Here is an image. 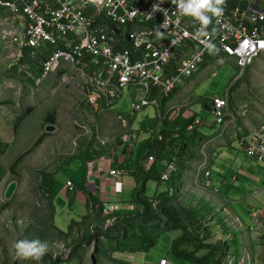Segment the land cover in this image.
I'll return each instance as SVG.
<instances>
[{"label":"built area","instance_id":"obj_1","mask_svg":"<svg viewBox=\"0 0 264 264\" xmlns=\"http://www.w3.org/2000/svg\"><path fill=\"white\" fill-rule=\"evenodd\" d=\"M222 7L219 17L205 12L211 23L204 25L192 16L181 14L179 0L177 3L172 0H0V55H6L8 69L17 67L19 74L25 75L24 79L37 90L51 76L60 74L61 86L70 87L78 94L80 103L95 113L112 112L126 95L130 99V113L154 108L157 123L146 133L151 143L168 144L178 137V128L170 137H165V121H173L176 115L174 108L165 110V103L201 71L209 56L210 63H233L238 69L235 80L264 56L261 46L264 44V0H225ZM231 98L232 85L223 96L209 99L213 121L208 125L218 126L221 132L203 143L201 154L205 159L195 177L197 186L203 185L204 180V187H211L207 149L227 133L247 157L264 163V119L257 129L244 132L238 125L240 115L232 107ZM115 116L123 131L111 138L102 137L97 129L93 133L91 127L75 124L86 135H93L101 147L110 145L111 149L135 144L144 132L130 128V114L119 110ZM203 125L202 121H195L188 130L200 131ZM169 149L162 157L155 152L146 153L141 166L149 171L158 163L164 168L160 174L163 183L172 182V174L187 157ZM124 174L115 168L109 171L116 199L100 208L104 221L91 226L92 233L97 227L105 232L116 226ZM67 187L71 191L75 189L71 181ZM183 193L178 182H173L168 189L169 197ZM157 205L156 201L152 204L153 208ZM97 208L92 205L91 212L99 211ZM136 209V205L128 206L129 212ZM219 212L223 213L222 222L228 230L243 227L240 218L228 207ZM260 215L259 211L253 213L255 222H259ZM200 237L203 239L204 234ZM235 263L233 258L223 262ZM160 264H167V260L162 259Z\"/></svg>","mask_w":264,"mask_h":264},{"label":"rangeland","instance_id":"obj_2","mask_svg":"<svg viewBox=\"0 0 264 264\" xmlns=\"http://www.w3.org/2000/svg\"><path fill=\"white\" fill-rule=\"evenodd\" d=\"M4 58L6 59V55H0V180L3 178L0 185V264H160L162 259H166L168 264H197L177 257L172 250L173 242L184 233L183 229L188 231L192 227L191 224L194 222H190L194 219L192 213L188 214L189 220H182L183 229L158 233L156 245L148 252H116L114 251L116 243L104 238H99L95 243H87L91 227L87 223L77 224L78 229L74 234L70 232L63 235L59 231L54 221L51 192H47L43 184L44 175L54 174L65 164L68 160L66 158L72 157L66 155L74 154L76 157L78 154H89V150L92 149L90 135H86L75 122L90 129L89 123L113 122L117 121V118L113 113L105 115L95 113L88 105L80 103L77 93L70 87L61 86L60 74L53 75L37 90L32 87L29 80L24 79L25 75L19 74L17 67L8 69V63ZM237 76L238 69L233 63L225 61L210 63L187 87L188 95H182L179 110L177 107L175 109L178 111L176 120L180 117L186 119L194 117L198 122L213 121V116L204 108L202 99L223 96L231 85V105L237 112L247 114L251 110V102H264V56L259 57L245 71L243 77L235 80ZM79 104L80 109L77 111ZM120 105L126 115L130 114L136 118L134 128L137 131L145 133L147 129L156 126L154 108L148 107L137 114L130 113V99L127 95ZM28 110H30L28 117L15 133L13 128L17 118L26 114ZM48 125L54 126V130L47 132ZM97 131L101 136L104 133L99 127ZM203 131L209 135H214L215 132L213 128L208 127H204ZM92 132L95 133V129ZM109 132L112 135L117 131ZM75 137L77 139L73 142ZM208 138L203 136L196 146L189 149L190 159L198 157L204 143L203 139L205 141ZM35 145L36 149L32 153L23 159L20 158ZM239 150L236 142L232 146L221 147L219 162L224 157L230 159L227 157L228 153L239 155ZM74 162L75 165L79 161ZM61 172L60 176L69 175L66 170ZM12 181L17 182L18 188L14 197L6 201L4 192ZM165 189V184L159 185L156 181H148L146 196L154 197L156 193ZM223 193L226 194L222 191L221 194ZM55 196V203L62 210L59 195ZM128 199L129 196L126 200ZM198 201L204 202L200 199ZM210 207L213 212H217L214 205ZM235 209L241 214H247L238 204L235 205ZM249 224L254 227L251 222ZM22 240L29 245L34 244L36 248H42L44 250L42 259L39 261L19 259L15 245ZM208 242L211 243V240ZM60 256L63 257L62 262L57 260Z\"/></svg>","mask_w":264,"mask_h":264},{"label":"crops","instance_id":"obj_3","mask_svg":"<svg viewBox=\"0 0 264 264\" xmlns=\"http://www.w3.org/2000/svg\"><path fill=\"white\" fill-rule=\"evenodd\" d=\"M206 62L210 65L211 61L208 58ZM200 73L201 71L181 89L182 91L179 90V93L177 92L173 98L165 103V110L170 108L176 109V107L177 110H179L178 107L180 106L178 105L181 103L182 95H188L189 91L187 87ZM209 99L210 98L202 99L203 106L205 103L210 102ZM261 103L251 102V110L247 114H241L239 112L240 117L238 119V125L244 132L257 129L261 125L264 119V102ZM119 110L124 112L120 103L109 113L115 114ZM175 113L174 120H166L165 124L169 125L174 123L178 111H175ZM135 120L136 118L132 116L129 119V125L132 130H136L134 128V124L136 123ZM202 122L204 124L203 127L200 128V131L197 129L202 136L209 137L208 139L210 140L220 134L221 131L218 126H209L208 124L210 122ZM89 125H91L90 127L92 130H98V127L102 129L104 132L102 137L104 138L117 136L123 131L121 123L118 120H113V122H93L89 123ZM167 125L166 129L170 130ZM204 127L213 128L215 130L214 135L205 133L203 131ZM110 130H116L117 132L111 135L109 132ZM146 131L138 137V141L135 144L133 143L125 147L114 146L111 149L109 148L110 145L105 147L97 145L94 136L90 135L89 140H91L92 149L89 150V154H78L76 157L74 154L66 155H71L72 157L66 158L68 159L67 161L65 159V164L61 165L54 174H51V178H48L49 181L47 183V187L50 188L54 207V221L59 231L66 235L70 232L74 234L78 229L76 227L77 224L87 223L93 226L103 223L104 220L100 216V208L107 202H113L116 199L113 180L109 176V171L113 168L124 171L125 173L121 177L123 191L119 197L122 202L119 204L120 209L117 213L128 214V206L132 204L136 205L133 203V194L138 184L137 173L140 171L142 162L146 157V150L151 148L150 137ZM76 139L77 137L73 138V142ZM233 143L234 141H232L231 134L227 133L223 135V138L209 146L208 170L211 174L210 180L212 183L210 188L204 187V180L201 186L195 184L197 171L203 164L205 158L200 153L199 155L197 154L198 157L190 159L189 151L186 152L188 157L183 159L178 170L172 174L171 183H163L160 180L156 181L154 179L149 181H156L159 185L165 184L166 189L162 192L167 191L173 182H178L179 187L184 191L183 194H177L175 200L176 204L185 210L184 216L188 217L189 213L194 215V219L190 220L191 223L192 221L194 222L191 224L192 227L188 230L187 237L200 238L203 247L201 249H196L193 240H185L180 244L179 249L186 252L190 251L191 253L194 251L196 252V254L194 253L195 256L199 258L206 257L204 260L206 264H223V262L231 258L236 260L235 264H239L242 261V264H264V163H259L250 159L240 150L239 155L235 156L228 153L227 157L230 159L224 157V159L219 162L221 147H229L232 146ZM95 148L97 150H95ZM76 160L79 162L74 165V161ZM228 161L232 162L229 163ZM88 163H92V165L89 166L90 168L87 165ZM156 164L158 165V163ZM72 166L73 171L71 172ZM63 170H66L69 175L60 176ZM89 170L90 172H88ZM159 170H164V168L161 167ZM68 181L74 183V190H69L67 187ZM2 182L3 178L0 180V185ZM147 183L148 182L145 183V188ZM222 191L226 192V194H221ZM55 194L59 195L61 200L59 205L62 206V210H60L55 203ZM128 196L130 199L126 200ZM91 198L95 199L96 203L91 202ZM196 199L204 200V202ZM236 204L240 205L247 214H241L235 209ZM92 205L98 206L97 209L99 211L94 210L91 212ZM211 205L217 208L216 213L211 210ZM224 207H228L233 214L240 218L243 227L237 231L228 230L225 227L222 222L224 217L223 213L219 212V210L221 211ZM190 210H192V212H190ZM255 211L261 213L258 223L255 222L253 218V213ZM212 214H215V216L209 223L207 220ZM182 219L185 221L188 220L189 217L188 219L182 217ZM72 222H74V225L72 226L73 228L70 229V224ZM250 222L254 224V227H251L249 224ZM201 234H204L203 239L200 237ZM177 239H175V241ZM209 240H211V243H207ZM184 248H193V250L187 251Z\"/></svg>","mask_w":264,"mask_h":264},{"label":"trees","instance_id":"obj_4","mask_svg":"<svg viewBox=\"0 0 264 264\" xmlns=\"http://www.w3.org/2000/svg\"><path fill=\"white\" fill-rule=\"evenodd\" d=\"M208 58H211L209 56ZM207 58V60H208ZM208 62L203 64L202 70L206 68ZM201 70V71H202ZM176 93L170 96V99ZM29 111L19 116L14 124V132L16 133L23 123V121L28 117ZM52 122V121H51ZM195 122V118L185 119L180 117L175 120L174 123L167 125L170 130L165 129V137L168 138L175 132V129L178 128L177 138H173L168 144L165 142H150L151 148L146 150L147 154L156 153L158 157L166 154V150H169L172 153H178L181 157L187 156L186 153L190 148H193L198 144V141L203 137L197 129L189 131L188 127ZM41 140L38 141L40 143ZM37 145V144H36ZM36 145L31 149L27 150L24 154L21 155V159L32 153L36 149ZM145 153V154H146ZM146 154V155H147ZM188 157V156H187ZM157 164H154L149 171H144L142 168L137 173V188L133 194V203L137 205V209L134 212H129L128 214H119V219L117 220L116 226L109 228L107 231H102L100 228H96L95 232L92 233L90 229L89 236L87 237V243H95L99 238H104L105 240L116 243L114 251L116 252H148L151 248L156 245L157 239L161 232L172 231L183 229L181 226L182 217L188 219L185 215V210H183L178 204H176L175 196L169 197L168 190L160 193H156L154 197L146 196L145 183L151 179L156 181L160 180L161 170L158 168ZM48 178H51V175H44L43 184L46 188V191L49 192L50 188L47 187ZM142 183L139 187V183ZM158 202L156 208H153V202ZM91 202L96 203V200L91 198ZM141 207L143 209H141ZM88 219V218H86ZM189 220V219H188ZM74 222L70 224V229H72ZM183 235L178 238L174 243L172 250L174 254L179 258L187 259L190 262L197 264H206L204 258L196 257L194 253L186 252L179 249L181 243L185 240H193L195 242L196 249H201L203 245L201 244L200 238H188V231L183 229ZM61 232V231H60ZM63 235V232H61ZM63 257H58V261L62 262Z\"/></svg>","mask_w":264,"mask_h":264},{"label":"clouds","instance_id":"obj_5","mask_svg":"<svg viewBox=\"0 0 264 264\" xmlns=\"http://www.w3.org/2000/svg\"><path fill=\"white\" fill-rule=\"evenodd\" d=\"M178 0H172V3H177ZM225 4V0H179V11L184 16H192L204 25L211 23L209 16L205 15V12H211L213 17H219L223 13L222 5ZM264 47V44L261 45ZM17 250V257L19 259H31L39 261L44 255V250L42 248H36L33 245L27 244L26 241L22 240L15 245Z\"/></svg>","mask_w":264,"mask_h":264},{"label":"water","instance_id":"obj_6","mask_svg":"<svg viewBox=\"0 0 264 264\" xmlns=\"http://www.w3.org/2000/svg\"><path fill=\"white\" fill-rule=\"evenodd\" d=\"M204 108L207 109L208 111H210L211 110V103L210 102L205 103ZM53 130H54V126H52V125H48L46 127L47 132H51ZM17 188H18V184L16 181H12L11 183H9L5 192H4V200L10 201L14 197V195L16 194Z\"/></svg>","mask_w":264,"mask_h":264}]
</instances>
